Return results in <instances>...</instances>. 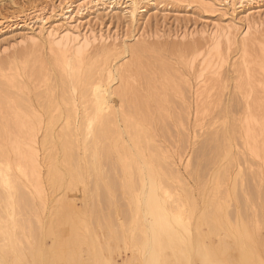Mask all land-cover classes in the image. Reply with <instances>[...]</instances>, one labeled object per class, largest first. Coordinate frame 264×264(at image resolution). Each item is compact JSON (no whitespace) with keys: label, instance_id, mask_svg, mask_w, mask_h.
<instances>
[{"label":"bare ground","instance_id":"1","mask_svg":"<svg viewBox=\"0 0 264 264\" xmlns=\"http://www.w3.org/2000/svg\"><path fill=\"white\" fill-rule=\"evenodd\" d=\"M103 1L60 0L56 24L52 11L46 14L47 8L35 6L32 19L38 25L27 35L29 49L19 59L0 61V264H264V238L248 216L252 210L264 222V101L247 107L242 119L208 129L195 158L196 196L181 160L155 139L152 125L168 132V122L162 97L150 90V63L139 56L151 45L141 41L122 50L137 53L148 95L112 67L111 57L120 55L115 48L101 46L97 56L89 55L97 36L88 28L80 32V16ZM129 1L135 9L138 1ZM195 1L215 9L238 0ZM239 22L209 33L213 44L204 56L199 54L203 66L197 78H204L197 80V89L203 90L205 76L221 67L225 40L237 43L235 34L242 29L245 76L236 87L254 84L255 71L262 73L264 87V47L256 60L248 49L249 30L257 22L248 17ZM193 45L185 48L194 50ZM45 49L49 60L40 54ZM154 62L170 76L167 63ZM117 78L121 85L114 88ZM113 95L127 110L116 107ZM237 139L243 148L236 152H247L263 168L238 167ZM211 165L215 181L209 183L203 175ZM235 166L240 187L233 183L223 189ZM72 190L81 193L79 203L68 195ZM221 231L224 237L215 243L212 237ZM126 251L130 259L119 262L116 254Z\"/></svg>","mask_w":264,"mask_h":264},{"label":"rangeland","instance_id":"2","mask_svg":"<svg viewBox=\"0 0 264 264\" xmlns=\"http://www.w3.org/2000/svg\"><path fill=\"white\" fill-rule=\"evenodd\" d=\"M34 1L36 4L38 2V6L34 5ZM59 1L48 0V4L47 0H0V61L19 59L23 52L29 49L30 42L27 40V35L34 33H31L30 30L34 23L36 27L38 25L34 18L32 19L35 6L36 8H47L46 14L52 11L54 17L52 16L51 22L56 24L54 22L60 19L57 15ZM117 1L104 0L94 3L81 14L80 32L83 33L88 28L97 36V39L92 41L89 46V55L97 56L96 52L101 46L115 48L116 53L120 52V55L117 54L119 55L117 58V55L111 57L114 59H111L112 67L118 68L121 75H124L127 81L136 86L143 95H148L144 78L142 79L139 75L141 67L136 63L137 53L132 54L129 51L124 53L122 50L125 48L124 46L131 47L141 41L151 45L147 52H142L139 56L143 62L150 63L147 74L149 77L151 75L154 80V86L152 85L150 90L158 92L162 97L168 122V132H162L156 124L152 125L155 139L170 155L181 160L180 168L182 167V172L195 195L198 196L199 184L195 181L193 171L196 155L200 151L201 141L208 129H222L226 125L234 123V120L242 119L247 107H256L259 102L264 101V87L260 82L263 79L261 72L255 71L256 82L254 84L247 85L243 89L236 87L240 78L245 76L244 65L240 63L241 43L239 44V39L242 38L245 29L240 31L235 29L237 31L235 37L238 42L230 43L231 47L229 42L227 43L223 38L224 42L222 39L225 43L222 45L224 49H222V55L225 59L222 56L221 60L224 61L218 63V66L221 67L216 74L209 73L205 76L206 87L204 86L203 90L202 87L199 88L202 92L200 95L198 94L200 91L197 89V80L204 78V76L197 78L203 66L201 58L213 44L209 33L212 29L232 27L233 22L240 23L239 21L244 17H248L252 21L255 20L257 23L250 28V35L248 34V38H251H249L251 42L249 41L248 49L252 54L249 58L256 60L258 50L264 47V0H235L237 3L234 6H219L215 9L205 8L195 0H137L135 9L129 0ZM132 10L135 11L134 15ZM231 31L235 33L234 28ZM100 35L104 39H101ZM189 44H194V50L185 48ZM99 52L101 53L100 49ZM40 54L45 60H49L50 53L47 49ZM194 54L195 56L198 54L197 59ZM199 54H203V56ZM192 57H195L196 60L193 67L190 65ZM156 59L169 65L170 76H166L158 69L154 62ZM250 65L253 66V63ZM114 71L116 72V70ZM112 83L113 87L117 88L121 85V80L117 78ZM168 83L174 85V88L169 87ZM178 85L181 89L178 88ZM113 98L117 102V108L121 106L120 110H127L119 96L117 98L116 95H113ZM198 99L200 102L197 101ZM152 104L151 108L155 110V106ZM196 108L200 112H197ZM210 123H214V125H209ZM200 124L202 129L198 126ZM195 133L199 135L196 138ZM236 141L237 145L233 147V151L241 152L243 147L238 139ZM237 157L239 159L238 167L242 171L263 168L262 161L253 158L247 152L246 154L237 153ZM188 161L190 165L185 168V163ZM220 163V165H224V161ZM214 169L215 167L211 165L204 171L203 178L209 180V183L215 181ZM235 169L234 177L222 182L223 189L232 188L233 183H236L237 189L240 187L241 172L236 166L233 170ZM43 170H45L44 167ZM44 186L48 195L49 186L47 184ZM243 187L246 189L245 185ZM72 191L68 193L69 196L75 195L71 196L75 197V200L78 196L81 198V195H78L80 192ZM51 199L50 195L49 201ZM77 200L79 203L80 199ZM248 216L252 220H256L258 235L264 238V222L257 218L252 210L248 211ZM222 237H224L223 231L220 235H214L212 239L217 243L218 239ZM47 242L50 244L52 239L48 237ZM83 254L87 256L85 250ZM116 257L119 262L123 259L129 260L130 252L118 253Z\"/></svg>","mask_w":264,"mask_h":264}]
</instances>
